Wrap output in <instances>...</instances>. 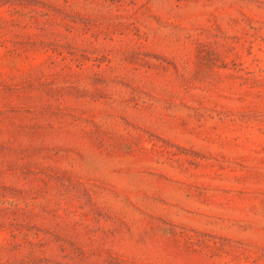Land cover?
<instances>
[{
  "label": "rangeland",
  "instance_id": "374dc122",
  "mask_svg": "<svg viewBox=\"0 0 264 264\" xmlns=\"http://www.w3.org/2000/svg\"><path fill=\"white\" fill-rule=\"evenodd\" d=\"M0 264H264V0H0Z\"/></svg>",
  "mask_w": 264,
  "mask_h": 264
}]
</instances>
